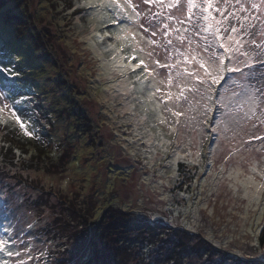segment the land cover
I'll return each mask as SVG.
<instances>
[{
    "label": "rangeland",
    "instance_id": "rangeland-1",
    "mask_svg": "<svg viewBox=\"0 0 264 264\" xmlns=\"http://www.w3.org/2000/svg\"><path fill=\"white\" fill-rule=\"evenodd\" d=\"M100 2L60 0L56 4L55 0H35L32 5L27 0H9L0 11V36L5 44L23 52L26 57L23 73L16 80L18 87L13 97L22 103L13 104L12 111L21 117L29 130L34 129V134L24 135L8 111L0 114V123L15 128L32 142H35L36 137H46L51 145L70 144L73 151L63 175L36 172V169L31 168L34 163H30L35 159L28 158V168L24 169L29 170L28 176H24L22 186H19L21 183L13 174L15 171L6 173L2 170L0 236L6 235L5 227H11L16 238L23 241L13 250L18 248L23 255L24 244H28L38 257L29 259L25 256L28 264H52L53 261L48 259L53 257L54 244L48 246L47 238L39 234L40 229L50 220L52 211L48 207L42 211L38 204V212L32 213L25 200H34L37 193L42 192L44 202L50 199L59 212L58 198L54 194L57 189L68 197L77 193L73 200L78 202H82L80 197L89 196L91 201L93 198L97 217L106 208L114 206L132 212L135 216L171 221L234 254L259 252L256 243L264 227V190L255 196L253 193L262 182L261 178L254 176L252 181L246 180L250 173L241 162L240 174H234L230 180L228 172L238 163L239 157L233 156L225 161L224 154L228 148L222 144L224 151H221L216 142L217 134L212 133L209 127L205 126L201 136L190 127H183V117L175 133L169 130L171 118L168 125H157L152 105H145L141 85L131 74L121 76L112 66L111 50L105 49L109 44L118 42L113 35L104 36L101 40L94 34H113L118 31L110 23H102L97 16ZM86 3L92 6L86 7ZM77 4L81 7H77ZM56 10H59V16L66 19L69 15L73 19L69 22L59 17L57 24L63 37H55L59 34L57 26L47 22L48 16L55 15ZM68 23L70 25L66 26ZM49 26L51 28L48 31ZM75 31L79 33L74 36ZM96 67L100 68L93 72ZM124 86L128 88L123 89ZM83 87L87 88L88 94L83 91ZM114 89H119V92L115 90L113 93V110H109L102 102L106 99L105 94H111ZM0 90L7 91L2 88ZM130 105L136 108L134 123L123 126L124 114L133 111ZM142 105H145L147 111ZM77 107L90 114L100 112L103 115L101 125L95 127L96 133H99L95 139L99 141H90L89 133L81 128ZM213 115L219 118L220 113L217 111ZM94 117V120L98 119L96 115ZM86 121L91 123L88 118ZM253 143L259 144V141ZM198 150L199 163H187L190 169L181 176V179H186L194 169L195 173L198 171L191 188L184 186L183 190L174 191L178 185V163L196 159L195 152ZM55 152L56 149L51 154L55 155ZM185 153L190 155L186 156ZM175 154L184 159H176ZM170 161L173 163L170 164ZM222 163L225 169L223 172L220 171ZM55 171H59V168L56 167ZM49 191L53 193L51 196ZM38 218L42 221H38ZM9 246L13 247L11 241ZM41 250L51 252V255L40 257ZM260 253L264 257V250ZM219 255L222 257V254ZM6 259L15 261L20 257L10 258L0 252V261Z\"/></svg>",
    "mask_w": 264,
    "mask_h": 264
},
{
    "label": "snow or ice",
    "instance_id": "snow-or-ice-1",
    "mask_svg": "<svg viewBox=\"0 0 264 264\" xmlns=\"http://www.w3.org/2000/svg\"><path fill=\"white\" fill-rule=\"evenodd\" d=\"M97 8L102 23L118 25V31L94 34L101 40L115 36L118 44L105 49L111 50L112 66L121 76L131 74L141 85L145 105H152L157 125H168L171 118L169 130L175 133L183 117V127L201 136L205 126L209 127L217 134L218 147L223 144L228 148L224 160L239 157L228 172L229 179L240 174L242 162L250 173L246 180L261 178L253 195L264 190V0H101ZM125 20L131 23H123ZM25 63L24 53L9 47L0 36V88L7 89L0 90V114L8 111L24 135L33 136L34 129L29 130L12 111L13 104L22 103L13 97ZM217 111L219 118H214ZM199 156L198 150L196 159L186 163H199ZM224 170L222 163L220 171ZM149 220L155 223L158 218ZM4 233L0 252L20 259H6L0 264H28L25 256L38 259L28 244H24L23 255L18 248L13 250L23 241L16 238L11 227H5ZM167 243L163 240L159 247ZM102 249V238L97 239L92 232L82 233L77 244L65 247L62 255L67 258L61 264H106L92 259ZM46 255L51 252L40 251V257Z\"/></svg>",
    "mask_w": 264,
    "mask_h": 264
},
{
    "label": "trees",
    "instance_id": "trees-1",
    "mask_svg": "<svg viewBox=\"0 0 264 264\" xmlns=\"http://www.w3.org/2000/svg\"><path fill=\"white\" fill-rule=\"evenodd\" d=\"M3 1H5L4 4H2ZM27 1L33 5L35 0ZM58 1L60 0H55L56 4H58ZM6 3L8 4L9 0H0V11L7 6ZM58 13L59 10H56L55 15H49L47 22H52L51 24L57 26L59 34H56L55 37H63L57 24L59 17L64 20L68 19L69 22L73 19L68 17L69 15L65 19L61 15L59 16ZM123 23L130 24L131 22L125 20ZM68 25L70 24L68 23L66 26ZM111 27L118 30V25L111 24ZM50 28L51 26L47 30L49 31ZM78 33L75 31L74 36ZM113 37L115 38L114 35ZM97 68L99 70L100 67H96L93 72H97ZM126 88L128 87H123V89ZM115 90L119 92V89H114L111 94H105L106 99L102 102L109 110H113L111 101L115 98V96L112 98ZM83 91L88 94L86 87H83ZM120 105H123V103ZM130 107L133 111L124 114L123 126L134 123L133 117L136 108L132 105ZM77 114L81 128L89 133L90 141L96 139L99 141L100 139H95L99 134L96 133L97 129L95 127L101 125L100 119L103 115L100 112L90 114L79 107H77ZM85 115L91 123L86 121ZM95 115L98 117L97 120L93 119ZM110 119L109 117L108 120ZM108 120L106 122L110 125ZM89 126L92 127L91 130H89ZM63 146H65V149H62ZM46 149L48 150L47 153L45 152ZM54 149H56V152L55 155H52L51 151ZM72 152L70 144L51 145L46 137H36L35 142H32L18 133L15 128L12 129L9 125L0 123V174H3L2 170L6 173L10 170L15 171L13 174L16 176V180L21 183L19 186L24 184V176H28L29 170H24L28 168L26 165L28 158L33 157L35 159L30 163H34L31 168L36 169V172H43L47 175H63L70 163ZM56 167L59 168L57 172L55 171ZM188 169H190V166L187 163L182 161L178 163V185L174 187V191H181L184 186L188 189L191 188V183L197 177L198 171L195 173L194 169L186 179H181L183 172ZM34 190L37 189L34 188ZM48 194L51 196L53 193L49 191ZM54 194L58 198L59 212L55 204L53 205L47 197L45 199L48 202H44L42 192L37 193L34 200H25L32 213L38 212V204H40L42 211H45L47 207L52 211L51 216H49L50 220L39 231L41 237L47 238L48 246L54 244L53 257L48 259V261H53L52 264H60L61 261L65 260L66 256L62 255L65 247L77 244L81 234L87 232H92L97 239L102 238V252L99 256L92 257V259L103 260L106 264H264V257L260 253L264 250V227L256 243L259 252L253 251L245 255L234 254L229 250L213 245L198 233L178 227L171 221L157 220L154 223L147 216H135L132 212H125L114 206L106 208L103 214L97 217L95 215L96 203L93 198L91 201L89 196L84 198L79 196L82 202H78L73 200L77 193L73 194V197H68L56 189ZM37 220L42 221L40 218ZM144 221H148V223L146 224ZM216 223L222 229H225L220 221ZM42 229L44 232H42ZM163 240H167L168 243L160 248L159 244ZM219 254H222V257Z\"/></svg>",
    "mask_w": 264,
    "mask_h": 264
}]
</instances>
